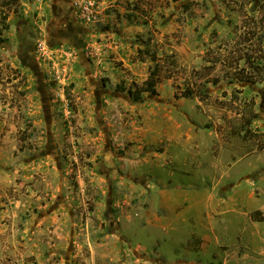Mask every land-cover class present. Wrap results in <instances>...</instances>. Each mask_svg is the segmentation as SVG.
I'll list each match as a JSON object with an SVG mask.
<instances>
[{"label":"rangeland","instance_id":"1","mask_svg":"<svg viewBox=\"0 0 264 264\" xmlns=\"http://www.w3.org/2000/svg\"><path fill=\"white\" fill-rule=\"evenodd\" d=\"M75 3L0 0V264H264V0Z\"/></svg>","mask_w":264,"mask_h":264},{"label":"trees","instance_id":"2","mask_svg":"<svg viewBox=\"0 0 264 264\" xmlns=\"http://www.w3.org/2000/svg\"><path fill=\"white\" fill-rule=\"evenodd\" d=\"M1 33V30H0ZM156 72L152 71L150 73V76L148 79L144 82V86L141 89H137L136 91H131L129 90V93L132 95L133 99L137 102H142L143 101V94L144 93H149L151 95H156V84L157 80L155 79ZM120 89H123L120 86Z\"/></svg>","mask_w":264,"mask_h":264},{"label":"built area","instance_id":"3","mask_svg":"<svg viewBox=\"0 0 264 264\" xmlns=\"http://www.w3.org/2000/svg\"><path fill=\"white\" fill-rule=\"evenodd\" d=\"M96 3L97 0H84L83 5L75 3V7L80 6L82 9V13L85 14V18H87L90 21L92 17H95L94 11L96 8Z\"/></svg>","mask_w":264,"mask_h":264}]
</instances>
